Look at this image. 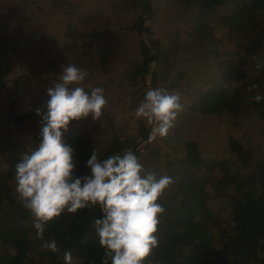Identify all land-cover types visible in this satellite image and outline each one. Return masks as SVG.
<instances>
[{
  "label": "trees",
  "instance_id": "obj_1",
  "mask_svg": "<svg viewBox=\"0 0 264 264\" xmlns=\"http://www.w3.org/2000/svg\"><path fill=\"white\" fill-rule=\"evenodd\" d=\"M176 1L182 15L197 16L196 24L190 31H173L168 43L152 39L157 56L152 83L155 88L180 92V96L195 89L202 98L192 104L191 114L179 113L166 136L151 139L153 147L146 155L134 152L146 171L172 178L159 198L165 211L156 233L158 246L144 264H264V99L254 100L257 94L264 97V0H242V4L241 0ZM49 2L65 4L66 9L36 4L38 12L34 9L28 15L23 2L0 0V91L7 97L5 121L14 125L36 115L35 109L48 98L46 89L58 81L64 66L87 67L91 55L105 54L117 36L109 17L100 20L96 12L85 16L78 0ZM228 3L233 15L219 12ZM149 6L155 13L152 0ZM134 7L137 15L132 12ZM141 7L140 0H116L119 23H127L129 32L141 31ZM131 13L136 17L127 19ZM44 15L74 17L80 24L72 26L75 33L63 51L51 36L30 29V17L39 20ZM12 19H17L15 26ZM230 21L241 42L228 46L225 57L215 59L220 50L216 31ZM137 45L142 63L135 74L144 76L151 68L152 48L142 37ZM184 61L187 65L182 66ZM222 62L228 64L229 73L220 88L205 73L217 75L214 67ZM16 71L19 74L8 86L6 76ZM204 77L206 82L200 80ZM221 135V140L224 136L233 140L234 150L224 158L203 157L202 141L214 137L217 142ZM64 138L74 149L77 174H86L85 162L92 151L89 138L84 142ZM38 140L39 134L14 143L8 133L0 131V264H64L65 251L71 252L74 264L77 259L82 260L80 264H101L104 250L93 224L100 215L98 209L65 212L47 224L44 240L55 239L56 252L43 248L36 236L33 217L15 191L14 175L22 153L33 150ZM156 140L166 144L176 140L181 146L175 151L180 154L170 159ZM112 144L105 153L97 150L98 157L122 152L134 141L114 135ZM218 202L225 205L228 215L216 209Z\"/></svg>",
  "mask_w": 264,
  "mask_h": 264
},
{
  "label": "clouds",
  "instance_id": "obj_2",
  "mask_svg": "<svg viewBox=\"0 0 264 264\" xmlns=\"http://www.w3.org/2000/svg\"><path fill=\"white\" fill-rule=\"evenodd\" d=\"M89 73L75 64L62 68L58 81L46 89L47 100L35 109L40 117L39 142L22 153L15 164V191L33 217L42 247L56 252L57 241L44 240L47 224L63 213L99 209L93 224L104 250L101 264H144L158 246V225L165 209L161 198L172 178L146 171L131 150L99 158L94 147L85 162L86 174H77L74 149L64 138L71 122L91 117L100 121L107 99L102 87L80 86ZM264 97H254L260 102ZM184 105L178 92L149 88L134 117L152 125L149 139L164 137L174 127ZM64 264H74L70 251Z\"/></svg>",
  "mask_w": 264,
  "mask_h": 264
},
{
  "label": "rangeland",
  "instance_id": "obj_3",
  "mask_svg": "<svg viewBox=\"0 0 264 264\" xmlns=\"http://www.w3.org/2000/svg\"><path fill=\"white\" fill-rule=\"evenodd\" d=\"M47 1L50 0H36V3L29 0L27 4L25 1L19 0V3H24L22 9L24 8L25 13L28 15H30L31 10L35 9L36 4L40 6L45 4L50 8L66 9L64 6L65 4L54 6L51 2L47 3ZM78 1L82 4V12L85 16H89L90 13L93 14L96 12L100 13V20L104 17H109L111 19L110 25L114 28L117 36L112 38L111 44L106 48L105 54H101L100 52L93 53L89 58L92 60L91 63H89L87 67H79L89 73L88 78L82 82L80 86L87 90H91L97 86L104 89V96L107 99L105 113L102 115L100 121H93L91 117H88L80 121L71 122L68 131L64 133V137H67L71 142L74 140L76 142H84L85 139L89 138L87 145L90 146L91 149L95 147L96 150L105 153L107 149L113 145L114 135H118L123 140L129 139L134 141L132 147L137 144L136 150L146 155L148 149L153 147V139L150 140V136H147L149 129L153 126L149 125L143 119L135 118L133 113L137 104L143 98V92H146L149 88H155L152 83V70L153 67L156 66V62H150L151 68L144 76L135 74L142 63V57L138 52V40L142 37L150 47H152L150 42L153 38L161 39L165 43H168L170 34L176 29L190 31L196 24L194 19L197 16L188 19L187 16L182 15L181 6L176 0H152L153 8L155 9V13H152L149 0H147L149 10L147 19L144 20L146 29L144 30L142 28L143 22L141 20V31L134 30L133 32H129L126 27L127 23H119V14L114 10L116 0ZM140 2L142 7L138 10V13L142 15L143 19L144 7L141 0ZM239 2H241V4L243 3L242 0ZM241 4L239 6H241ZM129 8L131 9L130 3ZM34 11L38 12L37 9ZM132 12L137 15L135 7L132 9ZM219 12L233 15L232 6L229 3L220 7ZM31 17L29 19V21H32L30 29L37 28L43 33L51 36L52 40H55L56 44L60 46L61 51H63V47L69 43V38L74 32L72 26L80 25L74 17L65 15H62V17L58 15H44V17L39 20H34L33 17ZM126 17L127 19H132L136 16L131 13L130 15H126ZM17 19L19 20V18ZM17 19L11 20L13 26L17 23ZM232 26L233 22L230 21L226 27H219L220 30L216 31L220 50L213 58L225 57L228 52V46L234 45L235 42H241V36L233 31ZM70 29L72 31H69ZM153 51L156 52L155 47H153ZM184 65H187V61L182 63V66ZM205 68L209 67L207 66ZM214 70H217V75L212 76L213 73H210V71L206 72L205 75L211 76L213 79L215 78L220 88L224 87L228 79V64L222 62L218 68L214 67ZM18 74L19 72L16 71L6 76L8 86H11L12 79ZM192 76L193 74H191L190 79L193 80ZM217 76H220L219 79H216ZM200 80L206 82L207 78L204 77ZM138 88L141 89L139 90ZM248 88L251 89L250 87ZM180 97L184 105V114L189 115L193 112L191 110L195 109V105L192 104H196L202 98V95L197 93L195 89H192L189 93H184ZM6 108L7 97L5 92L1 90L0 131L8 133V137L13 139L14 143H22L25 139L39 134V116L35 115L21 125H14L5 121ZM221 137L222 135L216 138L217 142L213 140L214 137L202 141V145H204L203 157L213 160L218 157L224 158L229 156L232 150H234L235 144L233 140H229V137L226 138L224 136V140H221ZM156 141H158L163 151H165L163 148L167 149V153L171 155L170 159H173L177 155L178 152L175 150L181 146L176 140H174L173 143L169 142L167 144L159 140ZM132 147L126 150H131ZM216 209L228 215L225 205L222 202L216 204ZM80 261L82 262V260ZM80 261L77 259L76 263L78 262V264H80Z\"/></svg>",
  "mask_w": 264,
  "mask_h": 264
},
{
  "label": "water",
  "instance_id": "obj_4",
  "mask_svg": "<svg viewBox=\"0 0 264 264\" xmlns=\"http://www.w3.org/2000/svg\"><path fill=\"white\" fill-rule=\"evenodd\" d=\"M142 1V5H143V7H144V16H143V19H142V28L145 30L146 29V27H145V23H144V20H146L147 19V15H148V1L147 0H141ZM151 44H152V41L150 42ZM152 47V53H153V57H152V60H151V62L153 61V62H156L155 60H156V52H154L153 51V47H154V45L152 44L151 45ZM150 85V84H149ZM151 130H152V128H150L149 129V132H148V134H147V136L149 137L150 136V133H151ZM137 144H135L133 147H132V149H131V151H135L136 150V148H137ZM98 209V208H97ZM98 212H99V209H98ZM99 214L101 215V213L99 212Z\"/></svg>",
  "mask_w": 264,
  "mask_h": 264
}]
</instances>
